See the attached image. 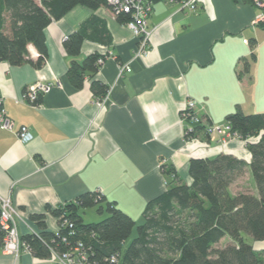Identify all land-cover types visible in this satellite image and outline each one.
<instances>
[{
  "label": "crops",
  "instance_id": "0c3cea01",
  "mask_svg": "<svg viewBox=\"0 0 264 264\" xmlns=\"http://www.w3.org/2000/svg\"><path fill=\"white\" fill-rule=\"evenodd\" d=\"M203 1L197 12H188L152 0L146 54L137 56L139 38L109 7L77 6L46 28L48 57L41 68L0 62V109L13 124L10 130L0 128V196L20 211L21 238L40 232L31 220L34 214H44L47 230L58 232L59 220L47 207L57 209L87 192L102 193L141 221L147 204L168 189L163 165L173 166L190 185L193 158L224 153L252 161L248 141L208 127L227 126L226 116L237 108L264 113V31L252 25L260 9L242 0ZM87 24L79 54L70 56L64 42ZM245 39L257 41L256 61L241 75V61L252 53ZM29 53L31 60L38 59L34 46ZM95 53L103 63L82 88L74 87L68 77L71 63ZM122 65L131 71L121 75ZM37 82L60 86L40 94L36 106L25 103L24 92ZM93 82L106 87L104 95H94ZM188 99L205 108V129L191 139L186 137L191 125L181 114ZM22 126L34 136L29 143L18 137ZM245 173V188L256 193L250 170ZM253 246L263 251L264 241ZM0 264L55 261L24 249L18 257L0 250Z\"/></svg>",
  "mask_w": 264,
  "mask_h": 264
},
{
  "label": "trees",
  "instance_id": "16d2710c",
  "mask_svg": "<svg viewBox=\"0 0 264 264\" xmlns=\"http://www.w3.org/2000/svg\"><path fill=\"white\" fill-rule=\"evenodd\" d=\"M255 4V0H242ZM77 6L96 10L107 6V0H0V62L18 66L29 63L41 68L48 57L45 30L54 20H59ZM120 23H126L130 15L120 14ZM68 36L64 47L70 56H77L85 29ZM264 31V22L258 25ZM252 53L242 59V74H248L257 41L249 40ZM39 53L31 60L29 46ZM101 56L91 54L84 61H73L68 77L74 87L80 89L85 78L99 69ZM240 75V76H241ZM95 96L104 95L106 87L93 82ZM231 136L247 142L252 161L247 163L231 154L221 153L209 158H193L189 161L190 185L182 182L177 170L163 165L169 177L167 191L147 204L143 218L137 222L108 201L99 192H87L76 200L57 209L47 211L60 218L63 214L74 224L70 230H47L44 214H34L40 232L22 237L30 252L40 259H51L52 250L63 253L82 242L90 257V264H264V250L257 251L253 242L264 241V113L245 114L240 108L225 118ZM205 128L195 125L187 134L191 139ZM258 138L256 142H249ZM250 170L256 193H233L231 186ZM97 208L107 217L99 222L85 223L82 212ZM1 213V205H0ZM137 236L127 245L134 231ZM6 232L0 227V250ZM64 237L66 240L64 241ZM226 240L223 247L218 245ZM127 245V246H126Z\"/></svg>",
  "mask_w": 264,
  "mask_h": 264
},
{
  "label": "built area",
  "instance_id": "2783aa9c",
  "mask_svg": "<svg viewBox=\"0 0 264 264\" xmlns=\"http://www.w3.org/2000/svg\"><path fill=\"white\" fill-rule=\"evenodd\" d=\"M169 4H174L182 11L197 12L200 5L205 3L203 0H165ZM256 6L260 9L259 14L253 20L252 25L257 26L258 23L264 22V3L255 0ZM152 0H107V7H109L115 16H119L122 13L130 15L129 21L125 25L131 29L134 35L139 38L140 46L137 52V56L146 54V46L151 37L152 31L148 27V18L152 13ZM248 43V39H245ZM99 63H103L100 59ZM131 68L127 65H122L120 74L123 75L126 72H130ZM54 86H60V84L42 83L37 82L30 85L23 94V101L30 105H38V97L42 93L49 92ZM107 95L104 97L105 100ZM103 100H97L96 104L99 107H103ZM205 110L204 106L198 103L194 99H188L182 108L181 114L184 121L190 123L189 129L186 131V135L194 131L195 125H201L203 122L202 113ZM0 128L10 130L13 128L11 119L7 116L3 109H0ZM217 130L222 135H231L230 127L224 126L223 128L208 127V131ZM18 137L21 142L29 143L34 139V136L30 129L26 126H22L18 131ZM0 227L6 232L4 238V245L2 251L7 254H13L18 257L21 250L24 249L30 252L29 247L22 241L20 233L18 231V219L20 218V211L12 204L9 198L0 196ZM59 220V231L67 228L70 230V235H74L72 229L74 224L63 214ZM66 237H64V241ZM52 257L50 260L55 261V264H90V257L84 250V245L79 242L73 250H68L63 253H58L52 250ZM111 263H119L116 257L110 258Z\"/></svg>",
  "mask_w": 264,
  "mask_h": 264
},
{
  "label": "rangeland",
  "instance_id": "374dc122",
  "mask_svg": "<svg viewBox=\"0 0 264 264\" xmlns=\"http://www.w3.org/2000/svg\"><path fill=\"white\" fill-rule=\"evenodd\" d=\"M260 23H258V25H259ZM258 25L256 26V27H258ZM248 44H249V40H248ZM250 45V44H249ZM262 102H264V101H262ZM246 184H248L247 183V177H246V173L243 175V176H241V177H239L238 179H237V181L231 186V189H232V191L234 192H238L239 190H242V189H244L246 186H248V185H246ZM246 189V188H245ZM239 192H250L248 189H246V190H242V191H239ZM82 217H83V219H84V221L85 222H87V223H92V222H99V221H102V220H104L106 217H107V213H104V214H99L98 212H97V208L96 207H93V208H87V209H85L83 212H82ZM137 236V231L135 230L134 232H133V234H132V236L128 239V241H127V245H129L130 244V242L134 239V237H136ZM228 242L226 241V240H223L219 245H218V247H223V246H225L226 244H227ZM126 245V246H127Z\"/></svg>",
  "mask_w": 264,
  "mask_h": 264
}]
</instances>
